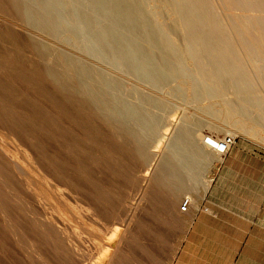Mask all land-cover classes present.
Instances as JSON below:
<instances>
[{
  "label": "rangeland",
  "instance_id": "1",
  "mask_svg": "<svg viewBox=\"0 0 264 264\" xmlns=\"http://www.w3.org/2000/svg\"><path fill=\"white\" fill-rule=\"evenodd\" d=\"M175 1L138 0L171 33L167 50L184 47L187 31L174 15L184 10L219 22L238 55L228 53L238 70L232 65L222 86L199 89L197 99L187 78L156 89L96 59L73 33L65 39L71 61L113 79L129 101L141 108L138 95L161 101L149 110L161 120L157 132L143 135L134 120L114 119L87 89L73 86L56 43L47 59L34 55L40 81L0 61V264H94L118 226L128 232L115 264H264V0H226L231 10L224 0H188L183 9ZM53 74L69 76L58 83ZM236 85L255 100L245 117L233 113L247 95ZM240 120L261 125L251 133L235 126ZM180 129L199 136L195 146L212 137L230 140L229 147L222 156H193L183 170L166 149ZM161 130L169 131L154 156L148 149Z\"/></svg>",
  "mask_w": 264,
  "mask_h": 264
},
{
  "label": "bare ground",
  "instance_id": "2",
  "mask_svg": "<svg viewBox=\"0 0 264 264\" xmlns=\"http://www.w3.org/2000/svg\"><path fill=\"white\" fill-rule=\"evenodd\" d=\"M187 2L188 0H176L175 4L182 8V5ZM224 3L231 10L226 0ZM213 14L215 15L214 12ZM174 15L186 29L187 37L185 36L184 47L169 44L167 50L166 43L170 42L171 33L162 27V23L153 22L146 15L145 8L138 4V0L136 3L135 0H0V33H4L0 61L7 65L17 66L30 75L33 73L31 76L39 80L42 73L40 74V69L37 67L39 61H36L34 55L40 56V59H47V55L54 53L51 51V46L54 47L56 43L55 48L59 46V49L55 55L67 70L73 72L72 78L76 83L73 86L83 90L87 89L94 100L106 106L107 112L114 119L117 115L126 122L134 120L140 128V133L147 135L161 128V120L149 111L152 106L160 109L161 101L154 97L137 94L143 106L141 108L129 101L127 96L117 92L119 84L113 79L95 76L94 72L84 67L79 61H71L65 45L66 33L71 32L81 38L83 48L96 59L106 61L115 69L136 77L156 89L167 86L168 81L172 83L181 77L187 78L186 85L193 98L197 99L199 89L204 88L209 91L208 89H213L215 86H222L225 74L229 73L232 65L235 66L233 67L235 70H238L239 65L231 60L228 53L233 52L236 58L238 55L234 51L229 35L220 27L219 22L217 24L203 16H193L191 12L184 10L182 12L178 10L177 13L174 12ZM243 17L245 16L234 18ZM142 41L148 44V49L143 47ZM159 52L166 54L168 59L159 58L157 56ZM68 76L67 74H53L58 83L64 82ZM235 89L240 94H247L242 85H236ZM175 91L178 89L175 88ZM130 93L132 96L136 94L135 91ZM242 102L241 106L234 107L233 113L234 115L239 113L245 117L246 105L254 104L255 100L247 94ZM259 124L257 122L252 127H247L248 124L240 120L236 121L235 126L253 133L254 128ZM168 131H159L156 149H148L154 156L157 152L159 153L157 148L162 144L160 140L168 135ZM198 139L199 136H193L192 132L185 129H180L169 139L166 149L169 150V154L178 157L181 169H191V158L202 156L208 153V150L218 155L223 154L221 153L222 141L212 137L207 139L203 137L200 138L203 142L201 147L195 146ZM35 159L41 165V155L37 153ZM16 166L24 176L25 168ZM149 170L148 168L143 176H148ZM2 180L4 189L7 191L11 184L9 174L7 173ZM30 184L27 183V186ZM127 232L128 227H116L110 240L107 241L106 248L101 252L99 260L94 264H115Z\"/></svg>",
  "mask_w": 264,
  "mask_h": 264
},
{
  "label": "built area",
  "instance_id": "3",
  "mask_svg": "<svg viewBox=\"0 0 264 264\" xmlns=\"http://www.w3.org/2000/svg\"><path fill=\"white\" fill-rule=\"evenodd\" d=\"M229 141L230 140H222V145H223V147L221 148L222 150V152L223 151H226L227 149H228V147H229ZM182 209L183 210H186L187 209V202H185V204L183 205V207H182Z\"/></svg>",
  "mask_w": 264,
  "mask_h": 264
}]
</instances>
